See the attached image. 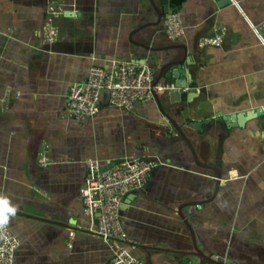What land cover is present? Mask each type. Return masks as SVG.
Returning a JSON list of instances; mask_svg holds the SVG:
<instances>
[{
  "label": "crops",
  "instance_id": "1",
  "mask_svg": "<svg viewBox=\"0 0 264 264\" xmlns=\"http://www.w3.org/2000/svg\"><path fill=\"white\" fill-rule=\"evenodd\" d=\"M52 5L63 14L50 18ZM169 6L185 28L177 40L157 23L162 0H0V209L21 242L14 264H108L120 246L105 244L84 214L86 164L109 169L128 158L162 164L124 200L132 255L264 264V116L254 113L264 109V46L251 26L264 22V0ZM49 20L54 44L42 36ZM116 61L153 68L162 108L154 99L120 110L104 92L97 117L71 118V87ZM176 64L197 89H174ZM172 92L191 98L172 103ZM236 114L251 117L224 120Z\"/></svg>",
  "mask_w": 264,
  "mask_h": 264
},
{
  "label": "built area",
  "instance_id": "2",
  "mask_svg": "<svg viewBox=\"0 0 264 264\" xmlns=\"http://www.w3.org/2000/svg\"><path fill=\"white\" fill-rule=\"evenodd\" d=\"M63 14L62 9L54 5L49 7L50 18ZM168 37L177 40L185 33L182 17L174 10L164 18ZM264 46V22L251 25ZM42 36L48 44L58 41L59 31L52 20L48 21ZM221 41L210 40L204 45H217ZM154 71L146 62L116 61L110 70L100 67L90 69L83 83L70 89L69 116L73 119L95 118L99 115L102 95L109 94L110 104L120 110H132L137 104H146L154 100ZM15 96L20 97L19 94ZM162 164L153 159L128 158L105 169L100 160H90L86 164L87 174L82 190L84 214L96 221V234L107 245L120 246L108 264H144L136 258L126 246L135 248L136 242L128 237L121 213L124 200L129 194L142 191L149 182L155 169ZM21 245L20 240L11 232L4 212L0 209V264H14L15 255ZM212 257L211 262L219 264Z\"/></svg>",
  "mask_w": 264,
  "mask_h": 264
},
{
  "label": "water",
  "instance_id": "3",
  "mask_svg": "<svg viewBox=\"0 0 264 264\" xmlns=\"http://www.w3.org/2000/svg\"><path fill=\"white\" fill-rule=\"evenodd\" d=\"M216 2L218 3L219 6H226L228 5L231 0H216ZM156 8V7H155ZM156 10V13L158 15V24L161 23L165 16L169 13H172L173 10H171L170 6H169V0H162V7L155 9ZM173 68H175L174 72L168 77L169 80H174V89H187V88H190V89H197V86H193L192 84L188 83V81L184 82L181 77H187V71L186 70H183L181 68V64L179 65H173L172 66ZM162 78H160V80H158L157 82H155L153 84V87H154V91H153V95H154V99L156 100V102L158 104H160V108H162L161 106V102L158 98V86L161 82ZM172 87V86H170ZM169 87V88H170ZM173 89V88H172ZM191 98V95L188 94L187 92H183L181 94H178V93H175V92H172V97H171V101L172 103H176V102H186L188 100H190ZM162 113L164 114L165 118H166V123L169 125H171L175 130L176 132L181 136V138L190 146L191 143L189 141V139L186 137V135L184 134L183 130L181 129L180 126L176 125L172 120L171 118L163 111V109H161ZM256 114V117H262L264 116V109L262 110H259V111H255L254 112ZM251 116L249 114H245V115H240V114H236V115H233V116H229V117H225L224 120L226 122H229V123H232L233 121H236L238 124H241L242 121L244 122L243 118H250ZM212 120H207L205 122H199L198 124H194L192 125L193 128H195L196 130H202V126L205 125V124H208V123H211ZM195 253H198V250L197 248L195 249ZM197 255V254H196ZM198 256V255H197ZM202 261L203 262H211L212 261V257H209V256H205V255H202L201 257ZM219 264H227L225 262H217Z\"/></svg>",
  "mask_w": 264,
  "mask_h": 264
}]
</instances>
